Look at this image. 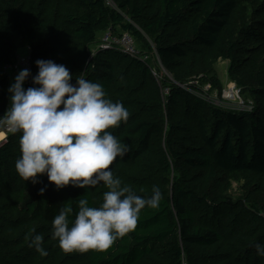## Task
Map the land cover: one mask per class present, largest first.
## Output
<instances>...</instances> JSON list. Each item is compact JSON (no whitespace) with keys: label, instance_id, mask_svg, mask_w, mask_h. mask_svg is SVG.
Here are the masks:
<instances>
[{"label":"trees","instance_id":"16d2710c","mask_svg":"<svg viewBox=\"0 0 264 264\" xmlns=\"http://www.w3.org/2000/svg\"><path fill=\"white\" fill-rule=\"evenodd\" d=\"M244 1L0 0V116L9 107L3 67L23 49L31 63L25 89L35 86L36 60L63 64L71 83L98 82L129 112L108 129L129 146L109 166L114 175L142 197L154 186L162 193L159 207L143 209L107 250L65 252L52 239L54 216L69 200L75 209L86 191L98 207L107 189H57L46 175L25 181L15 168L21 133L8 132L0 143V264H264L255 247L264 244V0ZM107 30L129 33L147 60L97 48ZM218 57L250 109L195 93L191 78L211 81ZM233 182L242 190L235 199ZM34 234L44 237L46 256L29 246Z\"/></svg>","mask_w":264,"mask_h":264},{"label":"clouds","instance_id":"9594fccd","mask_svg":"<svg viewBox=\"0 0 264 264\" xmlns=\"http://www.w3.org/2000/svg\"><path fill=\"white\" fill-rule=\"evenodd\" d=\"M35 64V86L23 87L31 73L22 69L8 88L10 107L0 116V130L21 133L15 168L25 181L35 184L46 175L57 189L71 184L88 190L103 184L107 190L98 207L90 206L87 191L75 200V209L73 200L62 204L52 220V239L65 252L107 250L135 229L143 209L159 207L162 193L154 186L150 197L137 195L109 167L129 151L108 131L128 120L123 103L108 98L98 82L80 77L71 83L73 76L63 64L50 59ZM43 240L34 234L29 246L46 256ZM255 247L257 255L264 256V244Z\"/></svg>","mask_w":264,"mask_h":264},{"label":"rangeland","instance_id":"374dc122","mask_svg":"<svg viewBox=\"0 0 264 264\" xmlns=\"http://www.w3.org/2000/svg\"><path fill=\"white\" fill-rule=\"evenodd\" d=\"M244 3L247 6H251V0H245ZM101 36H99L98 41L101 40ZM135 43V41H134ZM97 45V44H95ZM136 45V43H135ZM95 48L96 46H92ZM138 49V48H137ZM140 49V48H139ZM138 49V50H139ZM22 53H26V49L22 50ZM149 60L155 58L157 62V55H152L149 53ZM147 60V59H145ZM153 67V71H155V64H150ZM228 65L229 61L227 59L218 57L214 62H212L211 71L208 73L209 77L212 78L211 81H201L200 79H194L192 77L190 84L194 86H198L202 91L201 93L195 92L199 95L204 101H210L211 103L225 107L230 109H250L251 97L248 96L246 92H241L240 89L235 85V82L232 81L228 76ZM161 72L168 75L171 79L173 78L172 73L166 71L162 66H160ZM156 74V72H154ZM10 74V73H9ZM198 78V77H197ZM24 87V86H23ZM11 95V94H10ZM4 134V135H3ZM7 134V133H6ZM3 136V137H1ZM5 131H0V140H5ZM239 182H233V188L228 193L233 199H235L238 195L241 194L242 190L240 188Z\"/></svg>","mask_w":264,"mask_h":264},{"label":"built area","instance_id":"2783aa9c","mask_svg":"<svg viewBox=\"0 0 264 264\" xmlns=\"http://www.w3.org/2000/svg\"><path fill=\"white\" fill-rule=\"evenodd\" d=\"M96 46L97 48L102 49V50L104 49L109 50L111 48L118 49L127 55L139 56L142 59H147L148 57L146 54L139 52V50L137 49V46L134 43V39L129 33H126V32H123L121 34H113L112 32L107 30L104 33H102L101 40L98 42ZM22 52H20V54L17 55L14 62L7 64L3 67L4 71L8 75L11 72L20 71L22 69L30 70V65H31L30 57L27 51L26 53H22ZM28 79L29 77L27 78L23 86L26 85V83L28 82ZM3 131H5V135L6 133H8L6 130H3ZM2 141L3 139L0 140V143Z\"/></svg>","mask_w":264,"mask_h":264},{"label":"crops","instance_id":"0c3cea01","mask_svg":"<svg viewBox=\"0 0 264 264\" xmlns=\"http://www.w3.org/2000/svg\"><path fill=\"white\" fill-rule=\"evenodd\" d=\"M19 73V71H16V72H11L9 75H8V85H7V88H6V91L8 93V99L10 98V93L8 92V88L10 87V85L12 83H14V77ZM8 104H9V107H10V99L8 101ZM8 107V108H9ZM4 135V134H3ZM3 137V136H2Z\"/></svg>","mask_w":264,"mask_h":264},{"label":"bare ground","instance_id":"6f19581e","mask_svg":"<svg viewBox=\"0 0 264 264\" xmlns=\"http://www.w3.org/2000/svg\"><path fill=\"white\" fill-rule=\"evenodd\" d=\"M2 137V136H1Z\"/></svg>","mask_w":264,"mask_h":264}]
</instances>
